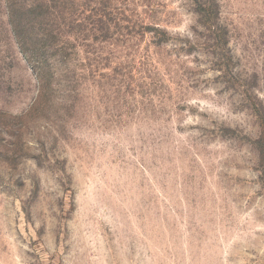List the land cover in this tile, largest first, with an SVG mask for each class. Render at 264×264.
Segmentation results:
<instances>
[{
	"label": "rangeland",
	"instance_id": "rangeland-1",
	"mask_svg": "<svg viewBox=\"0 0 264 264\" xmlns=\"http://www.w3.org/2000/svg\"><path fill=\"white\" fill-rule=\"evenodd\" d=\"M0 264H264V0H0Z\"/></svg>",
	"mask_w": 264,
	"mask_h": 264
}]
</instances>
